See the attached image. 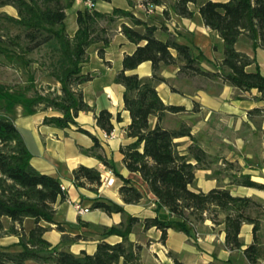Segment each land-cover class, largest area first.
Here are the masks:
<instances>
[{
    "label": "trees",
    "instance_id": "1",
    "mask_svg": "<svg viewBox=\"0 0 264 264\" xmlns=\"http://www.w3.org/2000/svg\"><path fill=\"white\" fill-rule=\"evenodd\" d=\"M95 3L97 0H91ZM160 4L159 0H152ZM74 0H0V7L11 5L17 15L0 14V19L11 23L25 31V37L31 45H22L16 37L7 36L0 39V55L6 61H19L27 71V84L16 87L0 83V235L3 233L2 219L7 217L11 224L5 233L19 235L16 244L18 250L0 245V264H23L27 260H35L42 264H138L140 245L129 241L128 236L136 223H142L144 229L156 227L161 230V240H165L168 229L194 234L196 222L209 217L215 224L223 223L225 245L228 248H239L242 243L239 232L243 223L253 225V242L244 251L250 261L255 262L261 256V247L256 237L258 219L248 213L254 203L248 196H238L222 187L203 191L194 186L197 165L206 157L204 150L196 144L187 148V153L177 150L175 138L189 135V129L165 128L161 120L166 112H179L182 106L166 105L159 97L155 83L163 80L157 70L162 65L179 62L180 70H188L191 75H202L211 79H221L238 89H256L264 95V75L259 69L247 70V66L255 60L246 53L236 49L235 44L246 39L253 48L264 46V0H178L173 9L176 14L191 17L193 4L199 12L205 26L215 30L222 39L223 57L220 62L213 63V70L205 69L201 63L208 61L204 53L192 42H178L174 38L165 40L155 37L157 27L148 24L136 16L131 10L114 7L110 13L97 11L94 7H85L76 13L77 29L70 37L65 28L66 9ZM131 4V0H128ZM119 17L128 18L131 25L121 24V32L137 46L131 54L122 59V69L114 77L121 83L124 108L128 110L131 122L126 133L134 140L121 150L123 162L131 172H138L155 196L156 209L167 208L171 217H146L140 220L136 216L125 213L123 206L108 199H97L93 208L106 213L120 212L123 220L117 225L102 228V235H118L120 242L109 243L101 240L93 253L84 250L75 254L58 245H52L43 234L47 227L40 224H56V229L64 232L65 226L55 220V203L65 199L60 181L46 173L40 172L30 164L31 153L23 136L15 126L10 110L20 105L23 112L34 113L37 109L51 108L59 115L45 116L43 124L57 128L76 125L77 129L92 137L91 148L83 150L90 153L104 164L109 162L97 152V139L86 129L77 125L75 117L81 110L92 108L83 100L78 85L91 79L82 72L88 62L87 49L94 43L101 42L99 54L109 43L110 26ZM99 20L111 23L109 26H96ZM135 26L143 27L139 31ZM109 31V33H108ZM50 43L56 59L51 62L50 76L59 84L54 92H41L35 86L34 74L31 71L32 59L26 54L41 44ZM14 46V48H12ZM171 50L176 52L173 56ZM150 61L154 70L151 78H141L136 73H129L141 62ZM33 90L32 95L27 92ZM154 115L157 122L149 123ZM96 124L106 132L113 130V115L107 109L97 112ZM120 120V113L115 117ZM196 160V164L190 162ZM118 176L120 174L117 173ZM122 177V176H121ZM73 179L77 186L85 181L100 184V172L84 165L73 171ZM123 184L119 193L124 203H137L143 192L130 178H122ZM238 184L247 187L264 189V184L253 181L249 175H243ZM219 216H222L219 220ZM31 218L33 226L23 230V220ZM19 227H16L15 224ZM72 240L65 234L61 243ZM176 264H182L175 259Z\"/></svg>",
    "mask_w": 264,
    "mask_h": 264
},
{
    "label": "crops",
    "instance_id": "2",
    "mask_svg": "<svg viewBox=\"0 0 264 264\" xmlns=\"http://www.w3.org/2000/svg\"><path fill=\"white\" fill-rule=\"evenodd\" d=\"M226 1V0H215ZM160 4L172 11V6L166 0H159ZM86 7L84 0H74L71 7L66 9L65 28L72 37L77 29L76 13ZM114 7L131 10L136 16L157 27L155 37L165 40L174 38L178 42L192 41L207 57V69L213 70V63L220 62L223 57L222 39L218 33L205 26L197 9L192 4V17H167L166 24L161 26L160 18L146 15L140 6V0H97L94 8L97 11L110 13ZM11 15H16V9L11 5L0 7ZM159 13V14H158ZM156 15L161 12L156 11ZM131 25L128 18H116L111 26L109 43L104 47L103 54H99L101 42L90 45L87 49L89 60L82 67V72L89 74L91 79L78 85L83 100L92 108L81 110L75 120L77 125L86 129L98 141L97 152L109 164L85 153L83 150L91 148L92 137L77 129L76 125L66 128H57L43 124L45 116L59 115L60 113L48 108L37 109L34 113L23 112L20 105L13 107L9 115L15 126L21 132L31 158L30 164L40 172L58 178L64 186L65 199L57 201L55 220L65 226V231L56 229V224L40 222L47 227L44 238L52 245L69 250L75 254L84 250L93 253L97 243L105 240L111 244L120 242L118 235H102V228L117 225L123 220L120 212L106 213L92 204L97 199H108L123 206L125 213L138 217L158 216L169 218L167 208L156 209L155 196L149 190L138 172L129 171L123 162L122 148L131 143L134 138L129 137L126 128L131 122L128 110L124 108V86L116 83L114 77L122 69V59L125 54H131L136 44L129 41L121 32V24ZM175 23L176 26H172ZM139 31L143 27L135 26ZM186 35L188 36H185ZM235 47L246 53L255 61L247 66L253 71L256 67L264 75V46L253 48L251 42L239 40ZM173 56L176 52L171 50ZM210 65V66H209ZM158 76L163 80L157 81L155 87L161 100L166 105L182 106L179 112H166L161 120L165 128L176 129L181 122L186 123L189 135L175 138L177 150L187 153L191 144L201 147L209 158L207 166H198L195 170V187L207 191L215 187H223L234 195L251 196L252 188L240 184H232L226 178H219L218 168L214 164L220 162H235L243 166V173L256 179V171L247 168L248 163L255 160H264V96L256 89L241 90L222 81L199 76H181L179 64H169L159 69ZM136 73L141 78H151L154 70L150 61L141 62L135 69L128 71ZM57 83V82H56ZM190 83L192 85H190ZM59 87V84H55ZM101 109H107L112 115L114 137L105 138L104 131L96 124V114ZM120 113V120L116 115ZM157 117L151 115L149 123L154 126ZM256 146V147H255ZM205 157V158H206ZM196 164L195 159H191ZM215 162V163H214ZM80 165L95 168L100 172V184L85 181L83 186H77L73 179V171ZM216 167V166H215ZM120 174V176L117 175ZM122 176V177H121ZM130 178L143 192V197L137 203H124L119 193L123 184L122 178ZM104 178H112V184L103 182ZM78 202L89 210L78 214L73 203ZM222 216H219L221 220ZM3 233L0 235V245L18 250L16 246L19 235L5 233L4 230L11 224L7 217L2 219ZM16 227L19 225L16 223ZM23 230L27 232L32 226L31 218L23 220ZM194 234L189 235L182 231L168 229L165 240H161V230L156 227L144 229L142 223H136L128 236L129 241L140 245L138 264H176L177 259L182 264H264V239L259 242L261 256L252 262L244 249L253 242V225L243 223L239 238L241 247L228 248L225 245V231L223 223H213L209 217L193 224ZM65 234L72 240L61 243ZM256 234V233H255ZM257 237V234H256ZM13 264V263H7ZM23 264H42L35 260H27ZM118 264H122V259Z\"/></svg>",
    "mask_w": 264,
    "mask_h": 264
},
{
    "label": "rangeland",
    "instance_id": "3",
    "mask_svg": "<svg viewBox=\"0 0 264 264\" xmlns=\"http://www.w3.org/2000/svg\"><path fill=\"white\" fill-rule=\"evenodd\" d=\"M166 1L168 2L167 4H170L172 6V11L168 10V8L165 6V9L162 11L157 10L161 12V15H156L155 12L153 14H150V16L153 18H160L161 26H164V24H166L165 19L167 18L164 14L165 11L168 14L167 17L173 16L174 15L173 13L175 12L173 9V6L178 0H166ZM140 2H143V0H140ZM191 5L192 4H189L190 7ZM2 13H7V12L0 11V14ZM110 24L107 23L106 20H99L96 26H107V25L109 26ZM7 36L16 37L17 40L22 45H28V44L31 45V43L28 42V40L26 39L25 31L22 28H19L11 23H8L0 19V39L6 40ZM185 36H188V35H186L185 33ZM12 48H14V46H12ZM26 57L31 58L33 60L31 63V71L34 74L36 88L41 92H46V91L54 92L57 89L55 85L57 83L52 78V76H50L49 72L51 70V62L56 59V54L53 52L50 43L41 44L37 48L32 49L30 52L26 54ZM173 64H179V62H176ZM206 64H207V61H204L201 63V66L207 69L206 67H204ZM163 66L165 65H162L158 68V70L156 71L157 74L160 71L159 69ZM179 72L181 73V76H188V77L199 76V77L206 78V79L208 78L202 75H191L190 71L188 70H180ZM0 83H3L5 85H10V86L23 87L27 84V71L25 70V68L22 66V64L19 61L8 62L5 60V58L2 55H0ZM190 85L192 84L190 83ZM32 94H33V90H30L27 92V95H32ZM3 104L4 102L0 101V105H3ZM262 110H264V108H262ZM183 127L188 128L186 126V123L181 122V128ZM208 160H209L208 157L204 158L200 162V164L197 165V167L209 165L207 163ZM248 164L254 165V167L252 166L248 167L246 165L247 168H251L256 171V174H255L256 179H254L253 177H250V178L259 184H264V160L260 158L258 160H255L254 163H251V164L248 163ZM213 168H218L217 171H219V174H218L219 178L221 179L226 178V180H229L230 183L232 184L233 183L237 184L238 181L241 180L243 175H248V174L243 173V166L235 162L229 163L226 161L225 162L222 161L220 162L219 165L214 164ZM194 186H195V183H194ZM251 188L252 189L249 192H253V193L249 197L253 200L254 203L248 209V213L250 216L258 219L259 226H258V230L256 231V234H257L258 241L262 242L261 239H264V189H261L259 187H251Z\"/></svg>",
    "mask_w": 264,
    "mask_h": 264
},
{
    "label": "built area",
    "instance_id": "4",
    "mask_svg": "<svg viewBox=\"0 0 264 264\" xmlns=\"http://www.w3.org/2000/svg\"><path fill=\"white\" fill-rule=\"evenodd\" d=\"M84 2L86 4V7H89V8L94 7V3L91 0H84ZM140 6L146 15L153 14L157 10L162 11L165 9V6H163L162 4H156L150 0H143V2H140ZM172 26H176V24L173 23ZM104 137L105 138H112V137H114V132L113 131L105 132ZM103 182L106 183L107 185H109V184H112L113 179L112 178H110V179L104 178ZM61 189L64 190L65 189L64 186H61ZM73 207L75 208V210L77 211L78 214H82V213L87 212L89 210L88 207H84L78 202H74Z\"/></svg>",
    "mask_w": 264,
    "mask_h": 264
}]
</instances>
